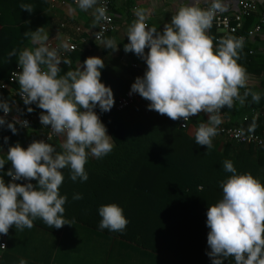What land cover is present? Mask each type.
I'll use <instances>...</instances> for the list:
<instances>
[{"label":"clouds","instance_id":"clouds-1","mask_svg":"<svg viewBox=\"0 0 264 264\" xmlns=\"http://www.w3.org/2000/svg\"><path fill=\"white\" fill-rule=\"evenodd\" d=\"M201 2L181 0L162 31L146 25L149 16L146 9L134 8L136 18L127 29L124 51L134 53L147 65L144 75L132 84L130 94H139L149 101L148 110L174 121L209 114V119L199 123L195 130V143L211 149L222 122L221 110L225 106L231 109L236 100L243 103L239 89L246 88L247 74L237 62L243 38L225 36L214 48L207 34L216 13L225 10L222 0H203L209 5L206 8L200 6ZM77 3L87 11L98 0H77ZM20 7L33 12L31 4ZM106 11V6L95 7L96 23L106 19ZM24 36L38 46L19 52L21 71L15 73L19 95L25 105L36 104L43 110L40 123L64 139L59 151L43 139L32 141L26 149L19 142L9 146L6 160L11 168L6 175L13 182L6 183L0 177V234L3 235L13 226L17 231L31 229L36 219L49 228L74 225V221L64 218L67 197L59 191L64 181L63 170L69 169L72 181H87L88 157L102 158L114 147L95 111L99 107L102 112H109L115 104L112 88L101 82L103 59L90 56L78 68L61 76V62L68 65L71 61L62 60L58 48L46 45L49 35L44 28L28 31ZM103 45L112 51L119 50L114 38L105 39ZM62 47L67 49L66 44ZM9 55H16L15 50ZM249 94L253 101L259 102V93L249 90L244 96ZM33 110L27 108L28 113ZM0 111L4 113L0 116V127L6 126L13 134L18 133L17 124L29 127L27 120H6L12 107L3 98H0ZM4 140L7 143L8 138ZM6 160L0 158V170ZM223 167L231 175L220 181L222 198L208 206L210 251L207 255L212 264H224L229 257L234 258L235 264H264V183L250 172L238 174L231 160H225ZM22 180L29 182H15ZM33 180L38 183L34 185ZM82 198V194L73 196L74 200ZM98 211L102 218L100 229L123 233L129 221L118 204L101 205ZM19 264L27 261L21 259Z\"/></svg>","mask_w":264,"mask_h":264},{"label":"trees","instance_id":"trees-1","mask_svg":"<svg viewBox=\"0 0 264 264\" xmlns=\"http://www.w3.org/2000/svg\"><path fill=\"white\" fill-rule=\"evenodd\" d=\"M22 2L16 0L12 4L11 1L7 3L6 0H0V83L8 82L12 70L19 66V52L27 47L31 39L25 37L24 33L36 31L38 28L32 29L38 20L45 21L44 27L55 25L44 14L50 6L48 1L28 0L32 6L39 4V7L24 18L19 13L22 11ZM251 20L245 23V31L251 27ZM61 25L58 27L61 28ZM63 30L67 33L68 26ZM68 33L75 41L79 39L76 31ZM218 37L223 38L215 29H211L210 38L214 46ZM247 49L243 45L240 51L243 54ZM14 50L16 55L10 56ZM244 61L242 58L241 62ZM59 67L60 73L68 70L66 64ZM128 71L133 81L126 74L119 75L111 66L105 65L101 70V82L110 86L114 94L121 93L122 96L131 89L138 76L133 69ZM14 87L19 89L17 85ZM0 98L12 108L15 102H19L10 90L0 91ZM140 100L141 103L123 112L113 111L103 118L102 122L112 137L114 147L102 158L88 157L85 166L87 181H72L69 169L63 170L64 181L59 191L67 197L64 205L67 215L64 218L134 242L172 260L173 264H212L207 255L210 251L207 244L210 229L206 224V213L209 205L222 198L220 181L231 175L224 170L223 162L231 160L238 174L250 172L264 183V149L239 146L219 133L213 138L211 149H207V146L195 143V132L191 134L189 130L181 128L183 119L174 121L166 115L150 111L149 101L142 97ZM251 103L260 109L255 101ZM28 107H32L33 112L28 113ZM39 110L36 104L19 102L18 116L29 119L30 126L24 128L17 124V134H13L6 126L0 127V146L5 150V153H0V158L6 160L10 145L19 142L26 149L32 141L42 138L44 126L39 120ZM95 111L97 114L101 112L99 107ZM2 113L0 111V116ZM205 121L206 113H200L191 118V125L196 130L199 123ZM226 125L264 135V112L241 126ZM5 137L8 138L7 143ZM57 140L50 144L58 147ZM10 168L11 164L6 160L4 168L0 170V177L6 183L10 178L6 175ZM74 194H82L83 198L74 200ZM111 203L118 204L129 221L123 233L99 228L102 219L99 207ZM224 264H235L234 258H227Z\"/></svg>","mask_w":264,"mask_h":264},{"label":"crops","instance_id":"crops-1","mask_svg":"<svg viewBox=\"0 0 264 264\" xmlns=\"http://www.w3.org/2000/svg\"><path fill=\"white\" fill-rule=\"evenodd\" d=\"M10 1L13 4L16 0ZM10 1L6 0L7 3H10ZM27 1L23 0L22 4H29ZM46 1L49 2L50 6L44 14L55 25L44 27L45 21L38 20L37 25L32 29L44 28V32L49 35L48 41L45 42L46 45L49 43L59 46L64 45L66 37H71L68 32L73 31L75 33L76 28H82L90 36H93L98 29L99 23L95 22L94 9L99 6L100 0H98V4L94 8L87 11L80 9L78 4L71 3L67 7H62L60 4L52 5L50 0ZM243 1H250L256 6V12L250 25L252 27L258 21L260 14L264 12V0ZM180 2L181 0H122L118 2L113 8L117 29L105 39L114 38L119 45V50L112 51L104 48L103 42L98 43L91 38L87 43L81 44L79 50L69 57L68 60L71 63L66 65L68 70L61 72L59 75L63 76L67 71L75 70L90 56H98L103 59L105 65L111 66L119 75L126 74L127 78L133 81L128 69H133L139 75L146 71L147 65L145 61L134 53H126L124 51V44L128 43L127 29L136 18L132 10L134 8L146 9L149 13L146 25L162 31L163 26L170 23L171 17L175 14L176 7ZM37 6L39 7V4L33 5V11ZM200 6L206 8L208 4L202 0ZM19 13L21 18L30 14L26 10H22ZM63 23L69 28L67 33L58 27V25ZM243 45H246L248 49L243 54L238 50L239 59L237 61L246 70L247 74L246 88L239 89L241 97L244 98L243 103L236 100L231 109L227 106L223 109L225 124L238 126H241L252 117L258 118L264 112V28L256 39L248 44L243 43ZM37 46L30 39L26 48H35ZM242 58L245 59L244 63L241 62ZM134 65H137L138 69H134ZM12 89L10 91H15L16 95L19 89H15L14 86ZM249 90L250 92L259 93L260 99L259 102H255V105L260 109L252 106L251 101L253 99L251 94L244 96V93ZM120 94H114V99L118 98ZM139 103H141V100L137 104ZM39 111L41 113L43 110L40 109ZM206 118L207 120L209 119L207 116ZM14 119L21 120L19 116H15ZM189 132L194 134L193 125H191ZM63 139L64 137L61 136L57 140L59 146L62 144ZM59 146L54 147L59 151ZM0 153H5L1 146ZM28 182L24 181V183ZM31 182L34 185L38 183L36 180ZM65 215H67L66 210L64 217ZM74 222V225L66 224L62 228L56 229L49 228L41 219H36L33 222L34 227L31 229L25 228L23 231H17L15 226L11 227L6 241L7 249L5 251L0 249V264H19L21 259L26 260L27 264H173L172 260L144 249L134 242L109 235L81 222Z\"/></svg>","mask_w":264,"mask_h":264},{"label":"built area","instance_id":"built-area-1","mask_svg":"<svg viewBox=\"0 0 264 264\" xmlns=\"http://www.w3.org/2000/svg\"><path fill=\"white\" fill-rule=\"evenodd\" d=\"M122 0H100L99 6H106V19H103L99 22V27L96 30V32L93 34V36H90L82 28H76V33L79 36V39L75 41L72 37L67 36L65 40V44L67 45V49L63 48L62 46L56 45L54 43H49L47 46L50 48H58V54L60 58L63 59H69V57L77 52L79 50V46L81 44L87 43L91 38L98 43H101L105 40V38L111 34H113L117 27L115 23V16L113 13V8L115 4L120 2ZM50 3L52 5L60 4L62 7H67L69 4H71L68 0H50ZM225 10L221 12H217L216 15L213 18L212 26L208 30L207 34L210 37V30L215 29L216 33L219 36H234L239 38H243V43L248 44L250 41L257 38V36L263 31L264 28V12H262L259 16L258 21L250 27L247 31H245V23L248 21V19L252 18L254 13L256 12V6L254 3L250 1H243V0H223L222 1ZM73 4H78L77 0H74ZM209 6V5H208ZM207 6V7H208ZM67 25L62 24L61 28L66 29ZM221 38L218 37L216 39L217 45L218 41ZM64 44V45H65ZM214 46V48H215ZM148 50V49H146ZM64 65L63 61L61 62L60 66ZM134 69H138L137 65L133 66ZM17 71H21L19 66H17L10 74L9 81L3 82L0 84V91L4 90H11L14 85H19L18 81L16 79L15 73ZM145 71L140 73L138 76L142 77L144 75ZM137 76V77H138ZM136 77V78H137ZM135 82V81H134ZM13 90V89H12ZM15 94V91H13ZM131 89L128 90L124 95L120 96L116 101L109 112H99L98 115L101 119L109 114H111L113 111L123 112L135 104L139 102L141 99V96L139 94L133 93L130 94ZM16 96L19 100V102H23L19 95V91L16 93ZM19 102H15L14 106L12 108V111L7 114L6 118L8 119H14L15 116L19 115ZM224 109V108H223ZM223 109L221 110V124L217 128V132L226 138L227 140L233 142L234 144H237L239 146H254L258 148L264 149V135L255 133V132H244L240 127H228L224 122V113ZM4 113L1 115L3 116ZM206 116L209 118V114L206 113ZM191 118L190 117L187 121L181 122V128L183 130H189L191 127ZM27 120L29 122L30 126V120L29 119H21V121ZM186 124V125H185ZM185 125V126H184ZM29 128V127H24ZM44 131L43 136L41 139L46 140L48 143L52 142L53 140L59 139L61 136L55 134L52 132V130L49 127H44L42 129ZM51 137L48 139V137ZM13 182L12 177L9 178L8 183ZM18 183V181H15ZM11 229V228H10ZM9 229V232H10ZM8 235L0 234V245H5L6 247H0L1 251H5L7 249V239ZM0 263H1V257H0Z\"/></svg>","mask_w":264,"mask_h":264},{"label":"bare ground","instance_id":"bare-ground-1","mask_svg":"<svg viewBox=\"0 0 264 264\" xmlns=\"http://www.w3.org/2000/svg\"><path fill=\"white\" fill-rule=\"evenodd\" d=\"M223 137V136H222Z\"/></svg>","mask_w":264,"mask_h":264}]
</instances>
